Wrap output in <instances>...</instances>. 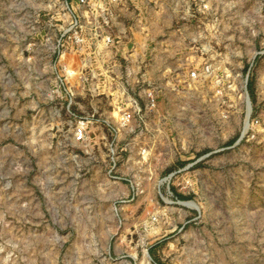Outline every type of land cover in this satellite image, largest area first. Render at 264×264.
<instances>
[{
    "label": "rangeland",
    "instance_id": "obj_1",
    "mask_svg": "<svg viewBox=\"0 0 264 264\" xmlns=\"http://www.w3.org/2000/svg\"><path fill=\"white\" fill-rule=\"evenodd\" d=\"M121 261L264 264V0H0V264Z\"/></svg>",
    "mask_w": 264,
    "mask_h": 264
},
{
    "label": "crops",
    "instance_id": "obj_2",
    "mask_svg": "<svg viewBox=\"0 0 264 264\" xmlns=\"http://www.w3.org/2000/svg\"><path fill=\"white\" fill-rule=\"evenodd\" d=\"M133 7V11L129 13L126 23L124 24V29L122 28L123 33L126 34L129 41L120 54L121 60L115 62L116 67L125 69V72L117 74L116 80L118 82H116L118 84L120 82H122V84H126L130 90L133 87H139L138 85L142 84V80H139L138 75L141 74L140 77L142 78L143 70L148 68L156 69L164 74L167 70L171 69V66L168 63L178 59L182 48L179 44H183L189 37L183 27H176L173 31L167 32L166 27H172V25L161 22V20H163L161 18L164 17V14L159 11L155 14L157 23L154 24V29L152 28V24L149 25L147 21L146 25L138 24L140 20H138L137 23H132L131 21L133 19L136 20L137 16H140L136 13V9H138V7L134 5ZM129 19H131V23L129 22ZM150 34H156L159 38L158 40L156 39V42L160 40V42L156 43L157 47L154 46L151 48L150 43H146L145 46L137 45L131 48L128 47V44L131 41L136 44V40L138 39H142L144 41L149 40L150 37L148 38V36ZM193 39L194 41L199 40L197 37ZM141 93L139 94L141 95ZM118 264L128 263L121 261Z\"/></svg>",
    "mask_w": 264,
    "mask_h": 264
},
{
    "label": "bare ground",
    "instance_id": "obj_3",
    "mask_svg": "<svg viewBox=\"0 0 264 264\" xmlns=\"http://www.w3.org/2000/svg\"><path fill=\"white\" fill-rule=\"evenodd\" d=\"M248 105V104H247ZM250 110V109H249ZM246 130V129H245Z\"/></svg>",
    "mask_w": 264,
    "mask_h": 264
}]
</instances>
